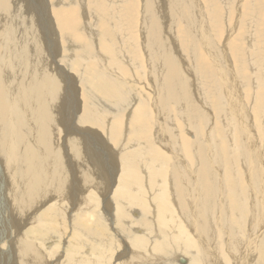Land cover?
<instances>
[{
  "label": "bare ground",
  "instance_id": "6f19581e",
  "mask_svg": "<svg viewBox=\"0 0 264 264\" xmlns=\"http://www.w3.org/2000/svg\"><path fill=\"white\" fill-rule=\"evenodd\" d=\"M10 1L0 0V14L11 9ZM224 1L193 0L196 7H187L190 11L185 17L171 13L168 31L174 42H166V45L162 42L165 39L162 30L167 18L161 11L164 6H168L172 12L180 8L186 10L183 0L82 1L86 12L92 17L88 24L97 30L94 42L90 40V32L87 33L85 29L88 21L82 14L80 2L45 0V4L42 3L48 7L47 16L53 27L69 35L75 42L72 60L77 74L74 76L82 87L80 94L76 89L72 90L78 101L77 107L76 104L73 107L80 112L72 113L71 110L69 113L76 115L79 121L72 122L75 119H72L73 115L66 119L67 122L63 121L54 110L57 106L64 108L66 105V102L63 105L65 94L61 93L62 87L50 99L41 89L37 75L29 82L18 80L17 102L20 108L23 106V112L19 109L18 115L17 108L14 105L10 107L9 99L0 90V108L4 112L8 109L24 125L29 121L31 132L28 164L20 172L18 158L17 164L8 168L0 156L2 165L7 167L4 171L8 172L13 185L12 205L20 207L18 189L22 191L27 187L26 196L20 198V209L23 211L25 208V200L35 202L33 205L40 204L35 206L37 210L45 207L30 226H20L22 230L17 233L21 235L22 247L19 244L12 247L10 242L4 241L3 236L0 237L4 242L0 244V264H264V88H248L243 82L247 76L246 64L252 58L263 60L255 62L254 73L257 74L264 64V0H231L229 6ZM203 6L209 13L208 20L206 17L199 19ZM220 8L227 17L234 18L236 28L241 27L244 20L253 24L251 36L245 42H242L244 31L230 39L235 31L232 29L225 37V46L230 51L241 87L216 76L211 80L195 66L190 70L180 60L176 61V57L189 61L183 42L195 43L186 34L191 28L194 31L218 28L224 17ZM30 25L24 29L28 40L34 33ZM132 25L135 31L129 36ZM221 39L222 36L219 37ZM86 42L91 45L95 43L98 51L86 46ZM200 43L204 47V42ZM255 44L259 47L253 49ZM241 49L246 53H241ZM122 59H129V65H124ZM172 61L176 65L174 68L168 65ZM132 62L139 68L136 73ZM158 65H162V68L158 75H154L153 70L156 72ZM181 69L189 75L184 97L176 92L175 74ZM114 72L116 75H113ZM133 72L136 85L131 88L134 94L126 88L132 82ZM2 82L3 76L0 74V89ZM51 83L56 85L57 82L51 79ZM213 84L215 90L210 99L211 110L208 105L203 107L209 111L205 114L195 105L194 87L205 99L209 97L207 90ZM150 85L157 93L152 99L148 94ZM162 90L180 99L172 98L169 101L174 105L171 116L166 112L165 100L161 99L164 98ZM240 96L250 98L245 104L252 117L248 114L246 120L249 118L250 129L255 133L249 145L253 146L252 151L260 165L257 174L246 169L239 152L229 154L226 136L221 131L214 143L210 140L206 145L200 141L190 142L187 137L189 128L200 131L203 128L200 123L210 116L213 120L215 111V129L219 126L218 117L232 120V102ZM97 97L108 103H121L123 108L106 113L107 108ZM33 99L38 107L33 105L28 110L30 117L27 119L25 106L28 103L31 106ZM54 104L57 106L53 107ZM128 106V112L124 113ZM235 106L237 110L241 109L237 102ZM242 110L245 115L243 107ZM161 112L163 118L159 116ZM101 115L105 118L101 119ZM154 116H157V122H152ZM61 123L67 124L66 129L59 130V133L65 141L63 144L70 147L68 151L71 156L68 157L72 168H69L63 154L60 155V149L51 143V130ZM38 129L41 130L39 134ZM67 129L70 130L67 132ZM33 132L38 151L47 149L44 161H39L35 154ZM92 137L115 151V166L119 165L120 169L112 189L106 184L102 167L101 170L95 168L100 171V176L94 175L89 166H98L95 160L98 161L100 157L96 156L90 145ZM86 185L94 186L97 192L85 190ZM107 194L110 196L104 200ZM252 194L253 198L249 200ZM84 196L86 200L89 198L90 204L83 206L81 199ZM56 199L59 200L56 202ZM60 200L64 205L68 200L65 209L62 202L63 206H60ZM30 209L27 206L25 215ZM65 211L67 215L62 217L60 232L66 245H62L61 250L57 243L54 244L57 240L51 237H55L59 230L56 219L60 221L58 216ZM64 217L68 225L64 223ZM45 236H50V239L47 238L51 240L49 247L48 243L45 245L48 248L43 247L41 242L38 246L34 245V240H41ZM119 236L123 238L120 243L117 241ZM120 246L123 247L120 249ZM56 248L61 251L56 253Z\"/></svg>",
  "mask_w": 264,
  "mask_h": 264
},
{
  "label": "rangeland",
  "instance_id": "374dc122",
  "mask_svg": "<svg viewBox=\"0 0 264 264\" xmlns=\"http://www.w3.org/2000/svg\"><path fill=\"white\" fill-rule=\"evenodd\" d=\"M66 1L69 2L72 0H66ZM82 1H85V0H77V2H80L81 6H82V11H83L82 14H83L84 18L88 19V20L85 19V21H88L85 29H86L87 33L90 32L89 33L91 36L90 40H92L94 42L95 38L97 37V36H95L97 34V30L95 31L93 29V27H91V26H93L92 24H88L90 22L89 20H91L92 17L90 14H88L86 12L85 3H82ZM10 2L12 4V5H10L11 9L8 11H4L0 14V74H2V76H3V82H2L0 90L9 99L10 107H12V105H14L17 108L16 114L18 115L19 109H20V111H22L21 109L23 108V106L20 108V105H19L20 103L17 102V95H18L17 84L19 83L18 80L20 81V79H25L29 82L30 79L34 75H37L39 77V80H40L41 89L45 90V92L50 97V99H52V96L54 95V93H57V91H59L60 87H62L60 89L61 93L63 92L65 94V97L63 96V105L65 104V102H66V105H64V108H63L62 106L59 107L56 104H54L53 107L57 106L54 108V110L63 118L64 122H67L66 119L71 118L73 115V114L71 115L69 113V111L72 110L71 111L72 113H75V112L79 113L80 112V111H76L77 108L75 109V107H73L74 106L73 104H76V107H77V102H78L77 96H76V94H74L73 91H74V89H76V92H78V94H80V89L82 87L81 83H77L75 81L76 77L74 76V74H77V69L75 68V66L73 64V60H72V52H73V48L75 47V42L73 41L72 38L68 37L69 35L66 36V35L60 33L59 31H57L53 27V25L50 23L49 18L47 16V11H48L47 8L48 7L46 5L44 7V5H43V4H45V0H17V1L11 0ZM224 4L226 6H229L231 4V0H227V1L225 0ZM164 5L165 4H163V6ZM183 6L186 7V10L180 8L177 11L172 12L168 6H164L162 11H161V14L165 15L167 18V24L164 25V28L162 30V34L165 36V39H163L162 42L165 45H166V42H174V40L171 37L170 32L168 31L170 29V25H169L170 14L173 13L174 15H177L180 17H185L186 13L189 14V11H190L189 9H187V7L190 9H193L194 7H196V5L193 4V0H183ZM220 10L223 12V8H220ZM203 14H202V10H201V12L199 13V19L202 20L203 17H206L208 20L209 13L207 12L205 6H203ZM223 14H224V12H223ZM223 16L224 17L221 20V24L218 26V28H214V29L206 28V29H199L196 31H194L193 28H191L190 32H186V34L188 36H190L195 42V43L183 42L184 48L188 51V54H189V61L188 60L185 61L179 57H176V61L178 62V60H180L190 70H192V68L195 66L198 71L206 74L208 76V78L211 80H213L214 77L216 76L219 79H221V78L222 79H228L234 85L241 87L240 79L236 75V72H235L234 62L232 61V59L230 57V51L225 46V37L232 29H234L235 31L231 34L230 39L236 38L239 32L244 31L245 36H244V39H242V42H245L251 36V30H252L253 24H252V22H247L246 20H244L241 27L236 28V22L234 21V18L231 19V18L227 17L226 14H224ZM24 22H26V25H24ZM29 24H31L30 26L34 28V33H33V36L31 37V39L28 40L24 34V29L27 28ZM87 29L90 31H88ZM130 29H131V32H130L129 36L132 35L133 32L135 31L134 25H132L130 27ZM94 32H95V34H94ZM91 34H94V35H91ZM92 36H93V38L95 36V38L92 39ZM220 36H222L221 40H219ZM200 41L204 42V44H205L204 47L202 46ZM85 45L95 49L96 51H98L96 49L95 43L91 45V44H88L86 42ZM133 45L135 46L136 44H133ZM257 47H259V45L255 44L253 49H255ZM263 48H264V43H263ZM118 52H119V48L117 47V53ZM240 52L246 53V51L243 49H241ZM122 60H123L124 65H129L127 63V60H129V59H126V60L122 59ZM257 61H263V60L252 58L251 61L246 64V66H248L245 69L247 76H245L243 82L245 83V85L248 88H253L255 86H260V87L264 88V64L257 71V74H256V73H254L253 66H254L255 62H257ZM131 65H133L135 67V73H136L139 70V68L136 65H134L133 62L131 63ZM168 65L170 67H173V68L176 66L173 61L171 63H169ZM102 66H103V62H102ZM161 68H162V65H158L156 68L157 74L153 70L154 75H158ZM146 72H147V69H146ZM135 73L133 72V77L131 78L132 82L128 84V87H126V88H129V92H132V94H134V91L132 90L131 86L136 85V83L133 82V80L135 78ZM113 75H116V73L114 72ZM139 75H140V72H139ZM145 76H146V74H145ZM73 77H74V79H73ZM51 79L56 80V82H57L56 85H53L51 83ZM215 79H217V78H215ZM175 80H176V84H177L176 85L177 94L180 97H184V95H185L184 90H185V87L188 85V80H189L188 73L184 69H181L180 72L175 74ZM70 85H72V87ZM149 89H150V91L148 92V94L152 99L154 97V95H157V93L151 85L149 86ZM19 90H20V87H19ZM194 90H195V105H196V107L201 108L203 110V113L208 114L209 111L211 110L210 99L212 97L213 91L215 90V85L213 84L207 90V94L209 97H206L205 99L201 98L198 90L195 87H194ZM70 93H72V94H70ZM246 93L249 95H252L251 93H248V92H246ZM162 95L164 96V98H161V99H164L166 102V105H167V111L166 112H167L168 116H171L173 111H174V105L171 102L169 103V101L172 98H176V99H179V98L176 97L175 95H168L163 90H162ZM149 96H148V98H149ZM97 98L104 105V107L107 108L106 113L111 114L112 111H117L118 109L121 110L123 108V107H121V103H113L112 101L110 103H108L103 98H99V97H97ZM131 99H134V97L133 98L131 97ZM249 99H250L249 96H247V97L240 96V97H236L233 100L232 111H231L232 112V120L226 121V120H222L221 118L218 117L219 126H218V128L215 129V118L217 117L216 111H215V113H214L215 116H214L213 120L211 119L212 116H210V117H207L203 122H201L200 126L203 128L200 131L196 130L194 127H192V129L189 128V130L187 132V137H188L190 142L194 143L195 141H200L206 145L207 142H209L210 140L212 141V143H214L216 135L221 131L226 136L229 154L239 152L241 154V157H242V164L246 167V169L248 171H251V172L257 174L260 171V165L257 163V160L254 156L253 151H252L253 146L249 145V140L253 137V135L255 133H253L250 129L251 122H250L249 118H247V120H246L247 115L248 114L251 115V113L248 110V106L245 104L248 102ZM140 100H143V99H140ZM33 101L31 102V106H30V103H28L29 106L26 103L27 104L25 106L26 111H24L26 118L30 117V113L28 112V110H30L33 105L36 106V104H37L34 99H33ZM39 102H42V101H39ZM69 102H70V104H69ZM236 102L238 103L239 107L241 108L240 110H237V106H235ZM88 105L89 104H87L86 107L84 108V112H85ZM129 105H131V103ZM207 105L209 107V111H205V109L203 108V107H206ZM156 106L158 107L157 104H156ZM36 107H38V105ZM242 107L245 109V112H246L245 115L246 116L243 114ZM60 108H61V110H59ZM73 108L75 109V111ZM129 108H130V106H128L127 109H124L125 110L124 113H127ZM3 110L4 109L0 108V156L3 157L4 164L8 168L14 167L17 164L16 158H18L19 164H20L18 171L20 172L28 164L27 158H28L29 143H30L29 142V136L31 133L30 132V123H29V121H27L26 124L24 125V123L22 121H20L16 115H12L8 109L5 112ZM65 112H66V114L68 113L70 116L69 115L66 116ZM159 116L161 118H163L164 114L161 112V114H159ZM251 117H252V115H251ZM100 118L104 119L105 117H103V115H101ZM59 119H61V118H59ZM72 119H74V120H72V122L79 121V120H76V115H73ZM68 120H70V119H68ZM134 121H135V119L132 122H134ZM157 121H158L157 116H154L152 118V122H157ZM129 122H131V119L129 120ZM66 126H67V124H62V123L58 124L56 126H53L54 130L53 129L51 130V136H52L53 141H51V143H52L53 147L56 146L55 148L60 149V155L63 154L64 158L67 159V161L69 163V168H72V165H70L72 162L68 157L69 155L71 156V153L68 151V148H70V147H68V146L66 147V145L63 144V143H65V141L62 139L61 133H59L60 132L59 130H64V128L66 129ZM70 126H71V124H70ZM67 128H69V127H67ZM50 129H51V127H50ZM69 130L70 129H67V132ZM40 131L41 130L38 129V134ZM53 131H54V133H53ZM56 134H58V135H56ZM32 135L35 139L33 146H35V145L37 146V147L35 146V148H36L35 154H36L39 161H44L46 159V156H47V149L42 148V150L39 149V151H38V145L36 143V135L34 134V132L32 133ZM86 137H89V136H86ZM21 138H22V140H21ZM95 141L96 140L92 137L91 141H89V142L91 143L90 145L93 147L92 149H93L94 153L96 154V156L97 155L100 156V157L97 156L98 161L95 160V163H97L98 166L95 167L94 165H92L94 167V169L91 165H89V166L91 167L94 175H100V171H97L98 169H95V168H100V170H101V167H102V172L105 173V176L107 178V179H105L106 184L109 185V189H112L115 186V183H116L115 180L117 179V176H118L117 171H119V169H120L119 165H116L117 167L115 166V163H116L115 161L117 159V157H116V159L114 160V158L116 156L115 151L111 147V149L114 151V153H112L113 151H111L109 148H106L102 142L96 141L97 142L96 143ZM100 143H102V144L100 145ZM95 147H97V148H95ZM203 148L205 149L204 146H203ZM111 161H113V162H111ZM100 162L102 165L100 164ZM227 164L229 165V163H227ZM7 167H4L2 165V161L0 160V188H1L0 189V207H1L0 208V219H1L0 220V237L3 236L5 239L4 241H6L7 243L10 242L9 245L14 247V246H16V244H19V246H21L20 245V239H21L20 236L21 235H20V233H17V232H19L18 230H22V228H21L22 225L25 227L30 226L29 224H31V222L33 223L34 219H37L38 215L43 211V209L45 207L37 210L35 208V206L37 207L40 204L33 205V204H35V202L32 203V202H28L29 200L28 201L25 200L24 201V204L26 203L25 208L23 209V211H22V209H20V207H22L20 198L26 196L27 187L25 188V190L23 189L22 191H21V189H18V192H19L18 200L20 202V207H17L18 205L16 206L15 204L12 205V198L11 197H12L13 185H11L12 181H10L11 179L8 175V172L6 173V171H4L7 169ZM110 171H112V173H110ZM7 185H9V186H7ZM91 187H89V185H86L85 190H87V191L92 190V192L93 191L97 192L96 191L97 189L94 186H91ZM249 188H248V191H249ZM168 190H170V188H168ZM105 191H107V188L104 189V192ZM82 195H84V194H82ZM101 195L102 194L100 193V197H101ZM108 196H110V195L107 194L105 196L104 200H106ZM170 198L172 200L171 196H170ZM251 198H253V194L251 196H249V200ZM47 200H49V199H46V201ZM58 200L59 199H56L55 201L57 202ZM70 200H73V199L70 198ZM81 200L83 201L82 202L83 206L90 204L89 198H88V200H86L85 196ZM51 201H53V200H51ZM9 202H10V204H9ZM61 202L63 203V201L60 200V206H63L64 203L62 205ZM65 202L66 203L63 206L64 209L68 205V203H67L68 200H65ZM49 204L47 203L46 205H49ZM102 204H104L103 201H102ZM27 206H28V208H31V209L25 215ZM32 209H33V212H32ZM129 210L132 211V209H129ZM32 214H33V216H32ZM13 215H14V217L17 215L18 216L14 218V217H12ZM66 215H67L66 211L64 212L63 215L60 213V215L58 216V220H60V221H57V219H56V223H58L57 225H59V230H57V234L55 235V237H51V239L53 238L54 240H57V242H54V244L57 243L56 245H59L58 247L59 248L61 247L60 248L61 250L63 249L62 245L64 247L66 244L62 240V234L63 233L60 232L61 231L60 222H62V219H63L62 217L66 216ZM132 215L137 217L133 213H132ZM18 220L19 221L21 220V221L19 222ZM64 220H65L64 223L66 225H68V223H67L68 220L66 222L65 217H64ZM34 221H36V220H34ZM22 222H23V224H22ZM25 223H27V224H25ZM13 225L16 227H14ZM19 227H20V229H19ZM136 228L138 229V227H136ZM62 231H64V230H62ZM10 234H11V236H10ZM12 236L13 237L16 236V237L13 238ZM114 236H115V238L118 237L117 235H114ZM60 237H61V239H60ZM47 238L50 239V236H48V237L45 236V237L41 238L42 241L40 240V238L37 240H34L33 243L35 246H38V244L41 242L40 244L42 246L44 245L43 247H46L45 245L47 243H48L47 246L50 245L49 241H51V240L48 241ZM59 239H60V242H59ZM120 239H123L122 236H119V238L117 240L119 243L121 242ZM12 240H14V242ZM15 241H17V243ZM117 241H115V242H117ZM1 242H0V244L2 245L4 242L3 241H1ZM42 243H45V244H42ZM41 245H40V248H41ZM48 247H46V248H48ZM122 247L123 246H120V249ZM60 249H57L56 253L61 251ZM40 252H42V251H40ZM6 253H9V252H6ZM43 254H44V252L42 253V255ZM53 260L54 259H48L47 261H53Z\"/></svg>",
  "mask_w": 264,
  "mask_h": 264
}]
</instances>
